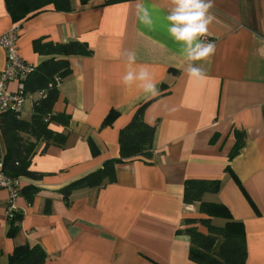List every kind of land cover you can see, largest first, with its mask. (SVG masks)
<instances>
[{
	"label": "crops",
	"instance_id": "obj_1",
	"mask_svg": "<svg viewBox=\"0 0 264 264\" xmlns=\"http://www.w3.org/2000/svg\"><path fill=\"white\" fill-rule=\"evenodd\" d=\"M106 1L71 0L69 12L49 5L15 25L0 0V36L17 28V54L27 64L36 67L43 59L33 51L37 39L80 41L92 50L91 56L68 58L71 75L58 85L53 110L68 114L69 125L51 126L67 134V143L44 152L40 143L30 170L41 179L19 177L14 203L22 219L13 238L7 236L8 194L0 190V264H8L14 247L25 243L38 244L46 264H196L188 259L189 238L177 233L184 219L200 216L199 203L182 199L190 179L220 181L219 191L202 200L224 205L243 224L245 264H264V0H214L215 20L206 39L217 47L204 64L202 82L185 74L181 45L167 32L170 0H141L152 12V29L139 23L136 0ZM126 50L137 55L133 67L149 68L159 96L149 99L135 85L122 84ZM5 62L0 48V71ZM7 88L14 91L17 83ZM40 96L26 99L25 119ZM146 102L143 119L154 126L152 159L116 165L114 183L77 190L65 206L59 190L119 157V131ZM110 111L117 112L116 119L100 128ZM235 130L245 133V141L229 159ZM87 138L99 149L97 156ZM0 147L4 152L1 136ZM27 187L38 189L31 201ZM47 199L51 212L44 214Z\"/></svg>",
	"mask_w": 264,
	"mask_h": 264
},
{
	"label": "trees",
	"instance_id": "obj_2",
	"mask_svg": "<svg viewBox=\"0 0 264 264\" xmlns=\"http://www.w3.org/2000/svg\"><path fill=\"white\" fill-rule=\"evenodd\" d=\"M90 0H79L85 5ZM127 0H109L105 4H113ZM6 10L15 25L30 16L39 13L51 5L57 12H69L72 9L71 0H4ZM33 51L43 59L22 80L23 94L26 99L39 93L40 98L31 104V116L22 119L13 112L0 114V136L4 146L3 165L5 173L13 178L26 177L32 180L41 179L40 173L30 170V161L40 143H44L41 152L48 146L64 147L67 134L51 129L52 125L67 127L70 117L61 112L56 113L53 106L58 98V85L71 75L69 57H88L92 55L89 46L80 41L64 43L33 41ZM175 73V70H169ZM149 102L139 105L132 118L118 135L119 157L108 159L100 168L73 181L59 190L65 206H70L71 195L81 189H98L115 182V167L133 158L149 161L153 157L152 141L154 126L145 123L144 111ZM117 112L110 111L101 123L100 128L110 126L117 117ZM235 143L229 154V159L235 157L244 145L245 133L234 131ZM92 156L99 154V149L87 138ZM226 170L234 178L229 167ZM220 189L219 180L190 179L184 182L183 202L185 204L199 203V217L183 220L182 233L189 238L188 259L196 264H245L246 242L245 230L241 222L233 220L229 210L220 203L205 202V194H216ZM35 187H27L24 193L28 201L37 193ZM51 212V200L43 205V213ZM22 219L21 211L14 212L7 218V236L13 238L19 231ZM218 219L222 222H215ZM203 228L205 231H201ZM47 255L38 244H22L14 247L8 256V264H46ZM156 264V263H153Z\"/></svg>",
	"mask_w": 264,
	"mask_h": 264
},
{
	"label": "clouds",
	"instance_id": "obj_3",
	"mask_svg": "<svg viewBox=\"0 0 264 264\" xmlns=\"http://www.w3.org/2000/svg\"><path fill=\"white\" fill-rule=\"evenodd\" d=\"M135 7L139 23L152 29L154 19L149 8L141 0H136ZM213 8L214 0H170L165 17L167 32L181 45V55L187 62L185 74L198 82L207 78L204 64L209 63L216 52V44L206 39L210 25L215 20L211 11ZM122 57L127 65L121 78L122 84L125 87L135 85L149 99L159 96L160 90L149 68L145 65L133 67L137 62L135 51L126 50Z\"/></svg>",
	"mask_w": 264,
	"mask_h": 264
},
{
	"label": "built area",
	"instance_id": "obj_4",
	"mask_svg": "<svg viewBox=\"0 0 264 264\" xmlns=\"http://www.w3.org/2000/svg\"><path fill=\"white\" fill-rule=\"evenodd\" d=\"M17 38L16 27L7 34L0 36V48L6 54L5 66L0 71V114L6 111L21 114L26 102L22 80L31 72L33 66L18 56ZM9 82L17 83L16 90H8L7 84ZM3 156L4 152L0 147V190H4L8 194L6 217L9 218L18 211L14 202L19 196L20 182L19 178L10 177L5 173Z\"/></svg>",
	"mask_w": 264,
	"mask_h": 264
},
{
	"label": "rangeland",
	"instance_id": "obj_5",
	"mask_svg": "<svg viewBox=\"0 0 264 264\" xmlns=\"http://www.w3.org/2000/svg\"><path fill=\"white\" fill-rule=\"evenodd\" d=\"M26 105H27V102H26ZM25 115H26L25 112H24V113L22 112L19 116H20L22 119H25V118H24ZM214 221H215V222H222L221 220H218V219H215Z\"/></svg>",
	"mask_w": 264,
	"mask_h": 264
}]
</instances>
